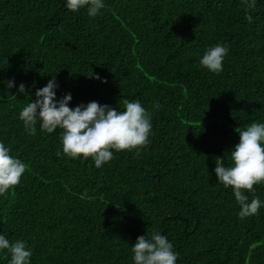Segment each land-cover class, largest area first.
I'll return each mask as SVG.
<instances>
[{"label":"trees","instance_id":"obj_1","mask_svg":"<svg viewBox=\"0 0 264 264\" xmlns=\"http://www.w3.org/2000/svg\"><path fill=\"white\" fill-rule=\"evenodd\" d=\"M103 3L93 18L67 0H0V142L27 165L0 196V235L26 242L30 264H134L132 246L154 231L176 264H264V184L245 193L258 214L240 219L214 171L217 158L231 165L237 129L264 124V0ZM218 44L229 51L214 74L200 60ZM53 77L72 109L138 101L151 114L147 146L97 168L63 153L59 128L38 122L29 135L19 114Z\"/></svg>","mask_w":264,"mask_h":264},{"label":"clouds","instance_id":"obj_2","mask_svg":"<svg viewBox=\"0 0 264 264\" xmlns=\"http://www.w3.org/2000/svg\"><path fill=\"white\" fill-rule=\"evenodd\" d=\"M241 3L247 10L256 7V0H241ZM66 7L73 13L87 7L88 15L94 18L105 5L103 0H67ZM246 19L252 22L251 15L246 14ZM228 51L220 44L210 47L200 60L201 66L211 73H221ZM95 78L100 79L98 76ZM8 87L12 88L13 82H8ZM57 87L53 77L45 87L36 91L35 101L29 102L20 112L19 118L29 135H36L38 122L41 130L49 134L59 128L62 130L63 153L73 159L91 158L97 168L114 158L113 151L136 150L139 154V150L149 143L151 114L138 101L124 99V111L101 106L97 102L72 109L68 107L71 94L56 101ZM19 92L25 93V85L19 86ZM236 131L240 141L230 152L231 165L226 167L224 158H217L214 171L220 184L233 189L240 206L238 216L244 219L257 215L261 208L259 197H253L249 202L245 193L254 192L257 184H264V124L253 122L246 130ZM26 169L27 165L12 157L10 149L0 142V196L19 186ZM5 250L10 254V264H30L32 251L26 242H10L0 235V252ZM132 252L134 264H176L178 258L167 237L155 231L150 238L139 237L132 246Z\"/></svg>","mask_w":264,"mask_h":264}]
</instances>
